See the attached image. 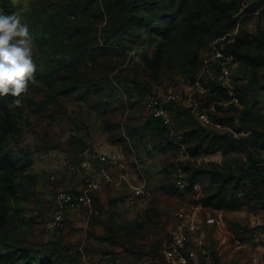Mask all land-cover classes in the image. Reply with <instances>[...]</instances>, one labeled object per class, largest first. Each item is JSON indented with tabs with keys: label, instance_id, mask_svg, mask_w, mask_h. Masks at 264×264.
I'll use <instances>...</instances> for the list:
<instances>
[{
	"label": "rangeland",
	"instance_id": "1",
	"mask_svg": "<svg viewBox=\"0 0 264 264\" xmlns=\"http://www.w3.org/2000/svg\"><path fill=\"white\" fill-rule=\"evenodd\" d=\"M236 1L0 0L36 64L19 106L0 97V264H153L193 209L199 264H264V0ZM224 35L248 57L231 83L250 90L235 104L216 89L204 129L153 122L145 99L185 87ZM100 152L120 159L114 182L48 229L53 193L83 181L71 163Z\"/></svg>",
	"mask_w": 264,
	"mask_h": 264
},
{
	"label": "built area",
	"instance_id": "2",
	"mask_svg": "<svg viewBox=\"0 0 264 264\" xmlns=\"http://www.w3.org/2000/svg\"><path fill=\"white\" fill-rule=\"evenodd\" d=\"M228 42L225 35L208 42L201 67L185 87L173 93L150 95L145 99L148 114L159 118L164 124H171V107H185L199 122L208 125L212 123V118L202 104L216 89H223L229 100L238 104L239 97L231 83V71L237 60L225 49ZM71 166L79 172L83 181L80 186H61L53 193L46 225L50 230L60 227L68 213L90 206L95 193L114 182L113 169L120 166V159L115 154L100 152L94 154L93 160L82 158L75 165L71 163ZM176 184L180 189L185 187L181 179H177ZM132 188L136 195L143 193L140 186ZM204 222H214V218L206 216ZM200 228V218L194 209L180 210L176 226L170 231L169 242L162 249L160 260L153 264H199L198 256L207 253Z\"/></svg>",
	"mask_w": 264,
	"mask_h": 264
},
{
	"label": "clouds",
	"instance_id": "3",
	"mask_svg": "<svg viewBox=\"0 0 264 264\" xmlns=\"http://www.w3.org/2000/svg\"><path fill=\"white\" fill-rule=\"evenodd\" d=\"M33 41L29 26L20 16L0 12V97H13L16 106L29 84L35 82Z\"/></svg>",
	"mask_w": 264,
	"mask_h": 264
},
{
	"label": "trees",
	"instance_id": "4",
	"mask_svg": "<svg viewBox=\"0 0 264 264\" xmlns=\"http://www.w3.org/2000/svg\"><path fill=\"white\" fill-rule=\"evenodd\" d=\"M240 1L239 0H237L236 1V3H235V5L233 6V11H236L238 8H239V6H240ZM253 7H256V5H254L253 4ZM213 8V7H212ZM213 9H215V8H213ZM257 9V8H256ZM215 10H218V8H216ZM220 10V9H219ZM218 10V11H219ZM219 14H220V12H219ZM234 21H235V18H233L232 19V21H231V26L232 25H234ZM157 30H159L160 31V28H157ZM38 43H39V41H37ZM225 49L229 52V53H231L233 56H234V58L237 60V62H238V60H244L245 58H247L246 59V61H248V57L246 56V55H243V53L239 50V49H237V47H235V46H233V45H231L230 46V44L229 43H227L226 45H225ZM250 58V57H249ZM264 61V56H261L260 58H257V62L259 63V62H263ZM234 86V85H233ZM243 90H244V92H243ZM248 90H250L249 89V85L247 84V85H235V87H234V91L236 92V94H237V96L239 97V98H241V97H243V94L244 93H247L248 92ZM240 91H242V94L240 93ZM242 101H243V99H242ZM171 110H172V113H173V119H172V122H173V120H175V119H177L178 117H187V118H191V119H193L195 122H197V123H199L201 126H200V128H202V129H204L205 128V126L206 125H204V124H202L201 122H199L197 119H196V117L193 115V113L188 109V108H185V107H183V108H178V107H171ZM247 110V107L243 104L242 105V109H241V112H245ZM149 118L153 121V122H155V123H159L162 127H166V126H168V124H164V123H162V121L159 119V118H157V117H153V116H151V115H149ZM172 124V123H171ZM260 179L258 180V183L260 184V186H263L264 184H263V179H264V175H260ZM161 253H162V250H161V252L159 253V257L161 256ZM161 258V257H160Z\"/></svg>",
	"mask_w": 264,
	"mask_h": 264
}]
</instances>
